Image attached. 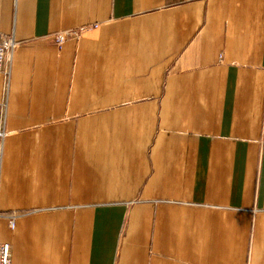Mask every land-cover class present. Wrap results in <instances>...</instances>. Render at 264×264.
<instances>
[{
  "label": "crops",
  "instance_id": "obj_1",
  "mask_svg": "<svg viewBox=\"0 0 264 264\" xmlns=\"http://www.w3.org/2000/svg\"><path fill=\"white\" fill-rule=\"evenodd\" d=\"M0 32L13 264H264V0H0Z\"/></svg>",
  "mask_w": 264,
  "mask_h": 264
},
{
  "label": "built area",
  "instance_id": "obj_2",
  "mask_svg": "<svg viewBox=\"0 0 264 264\" xmlns=\"http://www.w3.org/2000/svg\"><path fill=\"white\" fill-rule=\"evenodd\" d=\"M85 29L81 30H70L58 32L54 38L58 44H62L70 37L78 38L82 35ZM21 42L17 40L13 35L4 34L0 32V72L10 75L13 56ZM5 105H0V143L7 135L5 128ZM10 227L15 229L16 227V216L10 215ZM0 264H13L11 257V245L9 242H0Z\"/></svg>",
  "mask_w": 264,
  "mask_h": 264
}]
</instances>
